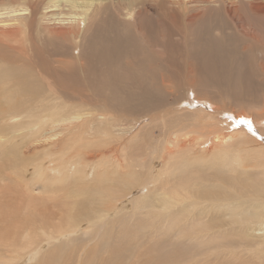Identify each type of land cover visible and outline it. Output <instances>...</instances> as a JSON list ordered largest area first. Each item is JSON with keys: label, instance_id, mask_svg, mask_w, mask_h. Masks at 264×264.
<instances>
[{"label": "bare ground", "instance_id": "6f19581e", "mask_svg": "<svg viewBox=\"0 0 264 264\" xmlns=\"http://www.w3.org/2000/svg\"><path fill=\"white\" fill-rule=\"evenodd\" d=\"M254 48L248 66L240 55ZM132 84L143 101L127 105ZM262 91L264 0H0V143L30 139L45 183L70 179L63 166L77 158L95 179L82 185L113 207L136 196L142 225L188 229L194 264H239L249 251L262 263L244 264H264Z\"/></svg>", "mask_w": 264, "mask_h": 264}, {"label": "rangeland", "instance_id": "374dc122", "mask_svg": "<svg viewBox=\"0 0 264 264\" xmlns=\"http://www.w3.org/2000/svg\"><path fill=\"white\" fill-rule=\"evenodd\" d=\"M148 14H152L155 19L158 13L149 11ZM151 37L152 40L156 38L154 33ZM232 42L235 41L232 40ZM244 43L239 42L240 45ZM228 46L232 47L231 50L234 53L236 49L241 48L236 45ZM206 54L211 57L210 52ZM257 55L258 50L254 48L250 58L249 55H240V57H243V62L250 66L249 63L251 64L253 59L254 61L258 59ZM214 56L223 59L225 63H219L221 66L225 68L231 66L228 63L226 51L216 50ZM229 57L230 62L234 60L233 55L229 54ZM196 65L198 69H201L200 74L210 73L206 61H199ZM175 67L179 69L180 65ZM206 69L208 70L205 71ZM154 82L161 84L159 73ZM166 84L170 86L171 83ZM142 91L141 87L137 88L135 84H132L130 92L126 95L122 94V96H128L124 103L131 105L132 102H140L143 96ZM263 93L264 91L259 92V94ZM14 94L16 95V91ZM190 95L192 98V94ZM169 96L172 97H168V102L176 99L174 94ZM249 97L254 100L259 99L257 96ZM224 103L235 107L234 98L226 99ZM206 106L210 108L208 104ZM134 107L136 113H141V104ZM225 116L230 121L235 117L234 114L229 113ZM159 133L160 130L156 129L155 136L157 137ZM252 134L256 135L253 132ZM32 148L31 140L23 135H16L9 141L0 143V262L13 264L18 262L20 264H194L190 256L191 250L187 245L188 229H178L172 225L155 228L142 225L133 217V214L138 212L132 203L135 201L132 199H136V196L129 197L123 207L117 208V204L113 207L110 194L102 192L99 185H82L83 183L94 184L95 179L82 178L81 172H87L89 169H83L74 157L63 166L75 171L70 179L64 177L57 184L54 183L55 180L46 183L41 180L37 181L36 171L40 167L44 154H40L37 160ZM42 149L45 150V146L42 145ZM49 161L50 157L45 156L44 163ZM42 169L40 167V171ZM44 177V175H39V179ZM77 185L80 186L81 193L79 189H75ZM93 189L105 196L102 203L93 193ZM102 204L111 205L105 210L111 214L107 215L106 220L100 222L96 216L104 212L100 209ZM122 213L126 215L118 217ZM76 218L79 221L70 225L69 219ZM92 221L97 222L92 225ZM105 233L110 236L106 235V240L103 239ZM142 235L143 237L138 240ZM127 241L135 242L131 249L124 246ZM249 255H252L250 251L249 254L244 253L241 258L238 257L240 259L238 263L244 264L247 261L262 263V260L257 257L250 260ZM211 264L224 263L222 260H214Z\"/></svg>", "mask_w": 264, "mask_h": 264}, {"label": "snow or ice", "instance_id": "6c2138e0", "mask_svg": "<svg viewBox=\"0 0 264 264\" xmlns=\"http://www.w3.org/2000/svg\"><path fill=\"white\" fill-rule=\"evenodd\" d=\"M247 123H249V126H251L250 122H247Z\"/></svg>", "mask_w": 264, "mask_h": 264}]
</instances>
